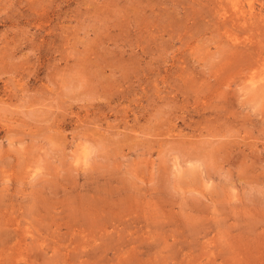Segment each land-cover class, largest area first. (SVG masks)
Listing matches in <instances>:
<instances>
[{
	"label": "rangeland",
	"instance_id": "1",
	"mask_svg": "<svg viewBox=\"0 0 264 264\" xmlns=\"http://www.w3.org/2000/svg\"><path fill=\"white\" fill-rule=\"evenodd\" d=\"M0 264H264V0H0Z\"/></svg>",
	"mask_w": 264,
	"mask_h": 264
}]
</instances>
